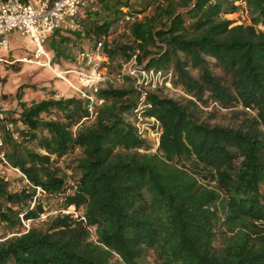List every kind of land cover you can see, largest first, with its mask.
<instances>
[{
	"label": "trees",
	"instance_id": "trees-1",
	"mask_svg": "<svg viewBox=\"0 0 264 264\" xmlns=\"http://www.w3.org/2000/svg\"><path fill=\"white\" fill-rule=\"evenodd\" d=\"M236 1L90 0L73 27L48 35L54 66H75L76 47L103 40L111 74L135 55L137 68L172 71L193 98L142 95L127 73L99 89L103 103L84 120L76 91L22 100L19 85L5 115L12 130L0 123L5 160L22 183L0 170V264H264V0ZM241 8L250 23L225 17ZM205 91L217 107L241 105L231 110L239 121L210 124L198 105ZM138 116L158 121L154 152ZM77 150L72 174L61 172L56 160ZM44 201L59 210L46 227L36 224Z\"/></svg>",
	"mask_w": 264,
	"mask_h": 264
},
{
	"label": "built area",
	"instance_id": "built-area-1",
	"mask_svg": "<svg viewBox=\"0 0 264 264\" xmlns=\"http://www.w3.org/2000/svg\"><path fill=\"white\" fill-rule=\"evenodd\" d=\"M88 1L90 0H0V47L8 49L9 44L5 35L17 30L20 35L27 36L34 45L31 54L19 58L18 62L48 67L58 78L64 72L75 74L77 84L73 86L69 82L68 85L87 101L88 114L84 120L94 119L96 107L103 103L102 98L97 96L99 89L107 83L122 85L124 75L127 73L134 78V83L141 89L142 95L147 90L155 89L156 82L163 81L169 84L172 78V71L164 74L161 70L137 68L135 55L129 61L127 69L123 68L116 75L111 74L107 69L108 55L102 50L103 40L96 42L94 46L77 49L75 51L77 63L73 68H65V71L56 70L52 56L45 48L47 37L59 27H73V19ZM238 2L237 0L236 3ZM132 19L128 14L123 18L125 22ZM5 115L6 109L0 104V123H4L5 130L11 131L12 124L5 120ZM148 123L154 125V129L149 127L159 136L158 121L154 117H137L135 126L139 134L146 136L145 129L148 130ZM3 146L4 138L0 131V160L9 170L20 172L18 167H11L5 160Z\"/></svg>",
	"mask_w": 264,
	"mask_h": 264
},
{
	"label": "rangeland",
	"instance_id": "rangeland-1",
	"mask_svg": "<svg viewBox=\"0 0 264 264\" xmlns=\"http://www.w3.org/2000/svg\"><path fill=\"white\" fill-rule=\"evenodd\" d=\"M243 6V4H242ZM145 12V14H147ZM142 14L138 15L139 17ZM226 18L233 20V24H248L250 23V19L248 14L246 13L245 9L241 8L239 11L234 12L232 14H226ZM257 28L264 30V25L259 24ZM6 40H8L9 47L8 49H3L0 47V104H2L6 108V114H11L13 109L16 107V91L18 90L19 85H25L24 88L21 89L22 91V100H39L45 96H47L49 90H54L56 98L59 96H71L74 94L75 89L68 85L70 82L73 86L77 84L75 74L72 73H65L61 77H57L53 70L49 69L48 67L39 66L30 63H22L18 62L17 60L23 56H29L34 49L33 43L27 36H22L17 30H12L8 34L5 35ZM90 47L87 41H84L80 47ZM78 49L76 47L75 51ZM206 66L214 73L218 74L220 72L219 67L216 65V61L213 57L205 55ZM129 65V61L123 65L122 68H126ZM62 66V67H61ZM74 66L68 65V63L63 62L59 66H54L56 70L65 71L64 68H73ZM190 74L196 77L200 68H194L191 66H187ZM176 78V77H175ZM172 81L170 79L169 84L165 82H156V87L159 90V93L169 97V98H176L179 101H184L185 99L193 98L189 94H185L181 88V85L176 82L175 79ZM153 89V87L151 88ZM203 98L205 99L206 103L203 105L198 102V105L205 111L204 118L210 124H234V122H238L239 118L238 115H234L231 113V110L240 109L242 110L241 105H236L232 109H225L221 107H217L215 103L211 102V99L208 97V91H205ZM250 115H255L256 112L253 110L245 109ZM148 125V130L146 131V139L151 145V152L156 151V146L158 143L159 136L150 128V123ZM150 126V127H149ZM78 155V150L73 154H68L62 156L60 159L56 160L55 165L60 167L61 172H65L68 175L72 174V169L66 166L67 162L71 158H75ZM0 170H4V175L8 178V180L12 181L13 186H20L22 183L19 181L18 177L21 176L20 172H13L9 171L5 168L0 166ZM43 198V197H42ZM45 199V198H43ZM44 208L46 210L45 213H42L40 219L37 220L36 224L42 227H46L44 224L48 215H55V213L59 212L57 208L53 207V203H48L47 201L43 202ZM64 212L74 213V207L69 206ZM29 222L25 221V226L28 227ZM149 260L153 261L152 254L150 253Z\"/></svg>",
	"mask_w": 264,
	"mask_h": 264
},
{
	"label": "crops",
	"instance_id": "crops-1",
	"mask_svg": "<svg viewBox=\"0 0 264 264\" xmlns=\"http://www.w3.org/2000/svg\"><path fill=\"white\" fill-rule=\"evenodd\" d=\"M55 95H56V94H55ZM55 95H54V96H55ZM4 108H5V107H4ZM5 109H6V108H5Z\"/></svg>",
	"mask_w": 264,
	"mask_h": 264
}]
</instances>
